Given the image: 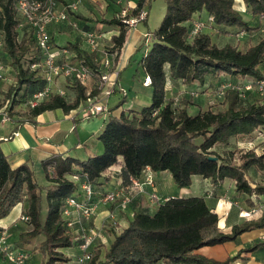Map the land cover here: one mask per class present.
I'll return each mask as SVG.
<instances>
[{
	"label": "trees",
	"instance_id": "1",
	"mask_svg": "<svg viewBox=\"0 0 264 264\" xmlns=\"http://www.w3.org/2000/svg\"><path fill=\"white\" fill-rule=\"evenodd\" d=\"M56 1L61 6L65 3V0ZM241 1L253 16H264V0ZM145 2L138 0L130 14L138 16ZM235 2L165 0V14L151 33L152 42L139 60L144 76L150 77L147 85L151 89L150 103L140 109H123L118 115H109L98 135L103 145L101 153L89 155L84 160L60 154L43 159L41 165L49 181L44 194L30 164L23 161L11 167L0 145V217L17 202L27 201L23 212L29 216L27 223L31 227L19 233L17 244L22 246L31 243L39 234H43L38 248L44 258L39 264L67 261L69 256L59 247L75 244L72 234L66 230L62 215L65 198L79 185L69 178L70 175H85L98 184V181L102 182L104 172L112 165L121 163L120 175L125 184L131 176L139 177L142 170L149 167L153 171L166 170L179 187L190 186L192 177L200 175L216 185L225 179L234 181L235 189L246 194L248 201H253V194H264V182L252 185L246 176V171L253 165L264 171V144L260 153L253 148L246 151L240 163L232 161V151L221 155L213 149L216 144L227 142L231 136L249 134L264 126V95L262 99L244 102L238 88L228 87L224 90V109L214 111L206 108L196 114H190L186 105L174 107L172 99L166 97L168 80L174 84L203 85L208 77L221 79L222 74L252 81L264 77L261 69L264 36L242 50L229 42L222 45L212 42L208 32L200 31L193 35L189 32L195 15L198 16L202 11L206 17L212 16L211 24L213 22L221 28L237 26L244 30L258 29L259 23L252 26L243 20ZM14 4V0H0V32L4 45L2 59L10 57L9 65L15 77L3 97L11 99L9 113L20 101L26 102L31 93L44 84L38 69L30 68L31 63L40 59L35 38L31 28L20 25ZM75 12L69 10L68 19L61 22L77 26L78 22L72 19V15L87 22L94 20ZM102 22L118 27L117 32L110 36L112 45L109 48L116 52V59L124 46L128 24L115 16ZM56 24L49 26V33L53 44L60 45L53 36ZM84 28L87 29L88 25H84ZM22 31L25 34L19 37ZM65 46L73 53L71 59L96 73L99 66L97 51L82 47L79 40H69ZM93 76L90 75V78ZM224 80L222 78L219 82ZM67 84L75 91L72 100L54 93L34 107L27 106L23 120L33 121L35 116L45 110L60 108L68 113L75 109L86 97L88 87L76 77L67 79ZM98 91L95 87L90 89L91 95ZM3 103L1 101L0 106ZM108 178L104 177L103 181ZM218 219V214L201 195L169 196L153 213L138 206L133 210L127 225L119 232L110 229L112 239L103 258L100 248L94 246L87 264H228L239 253L218 260L196 250L203 245L232 240L246 230L263 227L264 209L258 218L234 224L231 231L226 233L215 230Z\"/></svg>",
	"mask_w": 264,
	"mask_h": 264
},
{
	"label": "rangeland",
	"instance_id": "2",
	"mask_svg": "<svg viewBox=\"0 0 264 264\" xmlns=\"http://www.w3.org/2000/svg\"><path fill=\"white\" fill-rule=\"evenodd\" d=\"M82 0L78 7L75 9L77 12L80 9V13L82 12L84 17H91L94 20L91 22H87L85 20H80L77 23V26L74 24L69 27L70 32H66V35H63L62 40L58 44L60 45H67L69 40L75 41L79 40L81 43V46L84 48H87L86 43V34L85 32L89 31L96 35L101 34L102 36H99L98 38V50L97 56L98 59H100L104 54L111 55L114 57L113 59L116 61V52L111 51L109 48L112 45V42L110 40V36L113 33L117 32L118 27L110 24H106V22H102L106 18H110L112 16L119 17L120 19L123 18H134L133 15H131V10L135 6H132V0H105L102 4L99 3H90L87 1ZM136 2L138 0H135ZM86 5V6H85ZM92 7H88V6ZM61 5H57V8H60ZM235 7L239 9L240 15L243 18L244 21H247L250 23V25H257L260 24L258 29L256 30H244L237 26H231L226 28H221L216 26L213 22L212 24L210 21H207L206 15H203L200 17L203 21H205L204 27L202 28V31L208 32L210 34L212 42H215L218 45H222L224 43H232L237 45L238 48L245 50L247 49L251 44L257 43L263 36H264V16L255 17L250 12V9H247L246 6L243 4L241 0H236ZM144 11L146 12V17L142 20L137 21L136 23H128V32L126 35L125 40V47L120 50L119 55L125 54L130 50V47L132 52L131 54L125 58V61H122V63L117 65V69L119 72L118 75V81H119V88H116L115 91L105 100L107 107L110 109V113L107 114H99L95 117H92L89 119V125L92 127L95 126L96 129H98L103 124V119L108 120L109 115H118L121 110H127V109H140L144 105H148L150 103L151 98V89L144 84V71L142 70V67L139 64V60L143 56L144 51L149 47V45L152 42V36L151 33L159 26L165 11H166V3L165 0H146L143 7ZM76 13V12H75ZM103 19V20H102ZM84 25H88V28L85 29ZM25 33L22 31L20 32L19 37H22ZM71 34V35H69ZM133 45V46H131ZM4 63L6 65L10 64V57L6 56L3 59ZM10 66V65H9ZM11 67V66H10ZM226 75L222 74V77L226 80H231L232 84L234 85V88H238L240 96L244 98L245 101H254L262 99V95L264 93H260L257 91L255 84L247 85L244 87L246 83L249 82L250 79H240L238 77H224ZM14 70L9 68L7 70L6 77L3 79V87L0 88V102H5L6 99H4V92L14 81ZM222 79V78H221ZM218 77L212 78L208 77L207 80L203 85L200 84H172L171 82H168L167 89H166V97L171 98L173 101L174 107H181L183 105H186L188 112L190 114H196L200 110H204L206 108H211L214 111L224 109L226 107V104L224 103V90L220 88V80ZM92 82V83H91ZM96 77L93 76V78L89 77V79L85 82V84L89 89H92L97 84ZM22 85V89H23ZM56 87H62L65 89V96L68 99H73L75 91L73 90L71 86H68L67 79H63L59 77L54 84V89ZM21 92V91H20ZM125 96V97H124ZM186 101V103H185ZM192 102V103H191ZM4 104V103H3ZM27 110V106H25V102L22 100L16 107L10 111V116H21L22 118L25 117V111ZM81 109L78 111L77 109L70 110V113H73L77 116L81 115ZM53 116H55V119H46L41 125L45 126V129L42 131V133L48 132L47 134L51 140H53L55 136V128L60 127V124L62 123L61 127L65 125V128H62L63 133L65 132V135L67 134L69 141L74 143L77 139V133L84 134L82 137L85 138V148L86 146H90L91 150L95 152V154L101 153L102 144L97 138V133L90 134V132H85L81 127H77L76 131H71L68 128L67 123L72 124V120L69 119H63V112L60 109H53L51 111ZM48 115V112L46 113ZM81 117V116H80ZM45 118H49V116H45ZM82 118V117H81ZM34 120V119H33ZM35 122V120H34ZM94 128V129H95ZM93 129V130H94ZM95 129V130H96ZM97 132V131H96ZM90 134V135H89ZM47 136V135H46ZM87 138V139H86ZM65 141L66 139L63 138ZM264 144V126H260L256 129H254L249 134H239L235 136H231L227 142L225 143H219L216 144L213 149H215L217 152H219L221 155H227L226 153L229 151H232V161L234 163H240L242 159V155L248 151L249 149L253 148L257 153L261 152L262 146ZM101 149V150H100ZM97 152V153H96ZM75 155V154H73ZM75 158H78L79 160H84L87 157H82V155L74 156ZM31 169L34 173V178L36 179V182L38 183L39 187L41 188V193L44 194L47 185L49 184V181L47 177L45 176V172L43 170V167L41 165V161H30L29 162ZM246 175L248 176V179L256 182H264V171L258 169L256 166H250L248 170L246 171ZM200 176V175H195ZM106 177V176H105ZM202 177V176H200ZM70 179L73 181L74 178L72 175L69 176ZM196 179V180H195ZM200 179V178H199ZM198 178H192V182L189 187H183V189L179 186H177L175 183L171 184V189L169 190L171 194L173 195H179V196H187L188 194L191 195H201L204 197L206 201H209L207 199L206 190L207 188V181L201 180L197 181ZM100 185V183H98ZM99 187V186H98ZM101 189L100 187L98 188ZM215 191V193H214ZM210 192V193H209ZM218 193L223 194V191H220L219 189L215 190H208L207 194L209 195H215L220 196ZM238 192H231L229 195H224L223 198L228 199L229 201H247L245 197L246 194L237 195ZM240 194V192L238 193ZM230 197V198H229ZM256 201H263L261 198H256ZM20 202V201H19ZM18 203V202H17ZM16 203V204H17ZM157 205V204H155ZM45 206V201L43 200V207ZM13 208V207H12ZM11 208V209H12ZM10 209V210H11ZM6 213L12 215V211ZM24 211V209H23ZM126 213V211H124ZM123 213H120L119 216L116 215L117 223L115 225H112L111 228H109V225L107 224V220L104 224V230L101 231L100 236L95 240L96 247L100 248V254L101 258H103V254L106 250V248L109 246L110 240L112 239L111 230L113 231H120L124 226L127 225L128 220L131 216H123ZM24 213V212H23ZM22 214V213H21ZM2 217V216H1ZM122 217V219L120 218ZM125 218V219H124ZM26 225V228H30L31 225ZM102 225V224H101ZM109 228V229H108ZM111 229V230H110ZM108 230V231H105ZM72 234V233H71ZM102 235V236H101ZM74 242L79 241V238L74 236ZM44 238L43 234H39L36 239L33 241V243H37L39 245V242ZM105 240V242H104ZM74 246V247H73ZM59 250H61L65 255L71 252H78V247H75V245L72 246H61L59 247ZM73 253V254H74ZM77 254V253H76ZM74 254V255H76ZM69 259L65 262H60L58 264H73L74 262V256L70 257L68 254ZM214 258V257H213Z\"/></svg>",
	"mask_w": 264,
	"mask_h": 264
},
{
	"label": "built area",
	"instance_id": "3",
	"mask_svg": "<svg viewBox=\"0 0 264 264\" xmlns=\"http://www.w3.org/2000/svg\"><path fill=\"white\" fill-rule=\"evenodd\" d=\"M82 0H65V3L57 8L58 2L56 0H14V7L20 17V25H27L32 30L35 38L36 47L39 52V61L30 64L31 69H38L39 74L44 79V84L35 89L30 97L25 102V106L34 107L39 101L49 98L54 93L61 95L65 94V89L56 87L54 89L55 81L61 77L63 79L78 78L82 83H85L90 75H94L97 79L95 88L99 91L95 94L90 93V89L86 91V97L80 101L79 105L75 108L78 111L81 109V117L83 119L99 114H107L110 109L107 107L106 99L119 88L117 62L111 55L104 54L99 59V66L96 73H93L89 67L77 63L71 59L72 52L65 45H54L52 36L49 33V26L68 19V11L75 10ZM146 16L144 9L140 11L138 16L134 18H123L125 22L136 23ZM263 16V15H262ZM207 21H212V16L207 17ZM72 23H74L72 21ZM205 21L199 15L195 16L190 26V34H196L202 31ZM86 43L90 51L98 50V38L101 34L96 35L92 32H85ZM3 40L0 32V81L6 77L7 65L4 63L3 56ZM264 73V60L261 66ZM144 84L148 85L150 82L149 75L144 76ZM255 84L257 91L264 93V77L256 79L255 81L249 80L244 85ZM231 80H224L220 82V88L226 89L233 87ZM10 100L7 99L2 107H0V121H9L11 116L8 113ZM18 134L17 130L11 132L7 139L11 136ZM140 177H130L127 184L120 183L116 187L99 190L98 184L89 180L85 175H72L75 181L79 183L78 188L69 194L62 207V215L65 220V227L69 233L79 238L78 248L79 251L74 256L73 264H87L91 253L93 251V244L100 236L101 231L104 230L105 221L102 225L96 227L90 224V219L98 209V204H106L109 206L107 210V224L115 225L116 211L118 209L125 211L128 210V215H133L131 209L133 201L140 193H144V184L153 186L154 179L151 174V169L146 167L142 170ZM148 199L159 205L165 201L168 196H160L156 191L145 192ZM256 198L263 200L264 194L258 196L253 194L252 199L256 204ZM20 219L28 221L29 216L25 213L20 215ZM102 236V235H101ZM29 253L25 249L14 247L7 239L5 229H0V260L10 262L12 264H28Z\"/></svg>",
	"mask_w": 264,
	"mask_h": 264
},
{
	"label": "crops",
	"instance_id": "4",
	"mask_svg": "<svg viewBox=\"0 0 264 264\" xmlns=\"http://www.w3.org/2000/svg\"><path fill=\"white\" fill-rule=\"evenodd\" d=\"M84 1H87V3L90 2L91 4L92 3L102 4L103 2H105V0H84ZM135 4H136V1L132 0V6H134ZM88 7L90 8L92 6L89 5ZM79 11L78 12L76 11V14L82 15L84 17L83 13L82 12L80 13ZM199 15L200 17H202L204 15V11H202V13H200ZM72 16H71L72 19L74 18L75 20H77V22H79L80 20H84L83 18H79L76 15H72ZM195 16H197V14ZM69 27L70 26L68 25L67 22L57 23L54 26L53 28L54 30L53 29L52 30H53V36L56 39V41L60 43V41L63 38V35H66L67 34L66 32H70L71 28ZM131 48L132 47H130V50L125 54V56L123 54H120V56H118L117 65L119 63L121 64L122 61H125V58H127L131 54L133 50ZM9 68L11 67L7 65V70ZM226 76L231 77L230 75H226ZM168 82L172 83V81L170 80L167 81V84ZM3 86H4L3 80H1L0 88ZM167 88L168 87L166 85V89ZM0 95H1V92H0ZM149 99L151 100V98ZM57 109H60V108H57ZM51 111L52 110H45L42 113L35 116L34 117L35 122L34 120L25 121L23 120L24 118H22L21 116L11 117V120L9 121H0V138L2 139L0 145H1L2 151L7 155V159L11 167H16L23 161H27L28 163L30 161H42L43 159L51 155H54V154H60L63 156L70 155L73 157L78 156L79 154L82 155V157H87L89 155L95 154V152L91 150L90 146L88 147L86 146L85 148V145H86L84 141L85 138L83 139L82 137L84 134L77 133V139L74 143L69 141L68 139L69 135L68 136L67 134L65 135V132L63 133L62 131V128L63 127L65 128V125L61 127L62 123L60 124V127H56L54 129L55 130L54 137L56 138H54L53 140L49 138L48 135H51V134H47L48 132L42 133V131L45 129V126L41 124L45 123L44 121L46 119H55V116H53ZM47 112H48V115H46ZM62 112H63V119L70 118L72 120V124L67 123L70 132L76 131L77 127L79 126L85 132H90L92 129L90 134L97 133L99 135V133L101 132V130L103 129L107 121L106 119H103L102 126L96 129L95 126L93 125L91 127L88 122L90 118L95 117V116H91L89 118L83 119L80 116H77L73 113H70V112L65 113L63 110ZM45 116H49V118H45ZM14 130L18 131L17 135L4 139L5 136L8 137L9 135H11V132ZM98 135H97V138H98ZM63 138L66 140L64 141ZM101 149L100 150L103 151V145ZM120 170H121V163H118V164L112 165L106 172H104L103 177L101 178L102 182H99V181L97 182V183H100V185L98 184V186L101 188L100 190L116 187L120 183L125 184L120 175ZM151 174L154 179V185L150 186V185L144 184L145 192H151L152 190H154L160 196H168V197L174 196L173 194L169 193L170 192L169 190L171 189V186H172L171 184L174 183L169 172H167L166 170L164 171L151 170ZM105 176L109 177L107 181H103V178ZM139 177L143 178L144 175L140 174ZM196 177L198 178L199 181L205 180L208 182L207 188L209 189H207L205 193L209 201H206V200L205 201L207 205L218 214V217H219L218 222L216 223V226H215V230L221 231L224 233L230 232L231 227L234 224L241 223L248 219H256L261 215L264 209L262 201H255L256 202L255 204L254 201H248L247 197H245L247 201H229L228 199L223 198L224 195L226 194L229 195L231 192H234V191L238 192L235 189L234 181L225 179L221 184L216 185L213 182H211L209 178H203V177L195 176V175L192 178H196ZM249 181L252 185H254L256 182L255 180L253 181L249 180ZM181 188L183 189V187ZM215 189H219L220 191H223L224 195L220 193H218V195L220 196L207 194L208 190H215ZM145 192L140 193L138 195L137 197L138 199L135 202V204L132 205L131 209L134 210L138 206H142L143 209L147 210L150 213H153L156 210L158 205H155L153 201H150ZM238 193L236 196L244 194V193L242 194L241 193L238 194ZM188 195H191V194H188ZM141 199L143 201H140ZM26 206H27V201L25 200L20 201L17 204H15L13 208L10 210V211L13 210L12 215L7 214L6 216L0 217V229L6 230L7 239L14 247L25 249L29 253V257H28L29 263L28 264H39L44 258V255L39 250L37 243H33L34 240L31 243H28L22 246L17 244L19 233L23 230L28 229L26 228V225H29L26 221H23L20 219V215L21 213H23V209ZM108 208H109L108 205L99 203L97 211L93 214L92 218L90 219V224L98 227L102 224V222L106 221L107 220L106 215H107ZM125 211L126 213L118 209L116 211V215L119 216L120 213L124 212L123 216L125 217L127 216V213L129 212L128 210H125ZM120 218L122 219V217ZM110 226L111 224L109 225V227ZM105 231H108V230H105ZM78 242L79 241L75 242L74 244L75 247H78ZM93 246L96 247V242L93 244ZM246 249H250V250H246ZM196 252L204 254L208 257H212V258L214 257L215 259H218V260H224L227 257H231L239 253V256L236 259L231 260L228 264H264V226L246 230L238 234L232 240H227L221 243L203 245L199 247L196 250ZM73 253L74 252H71L68 254L70 255V257H73L75 256L74 254H76L77 252L74 254ZM0 264H12V263L4 261V260H0Z\"/></svg>",
	"mask_w": 264,
	"mask_h": 264
},
{
	"label": "water",
	"instance_id": "5",
	"mask_svg": "<svg viewBox=\"0 0 264 264\" xmlns=\"http://www.w3.org/2000/svg\"><path fill=\"white\" fill-rule=\"evenodd\" d=\"M211 158H215V156H211Z\"/></svg>",
	"mask_w": 264,
	"mask_h": 264
}]
</instances>
